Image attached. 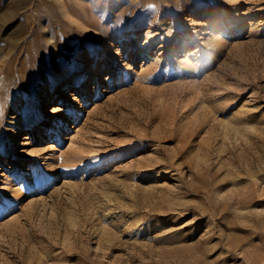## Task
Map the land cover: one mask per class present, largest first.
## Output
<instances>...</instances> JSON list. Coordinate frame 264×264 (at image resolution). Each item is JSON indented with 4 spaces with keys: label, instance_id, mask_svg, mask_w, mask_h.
Listing matches in <instances>:
<instances>
[{
    "label": "rangeland",
    "instance_id": "374dc122",
    "mask_svg": "<svg viewBox=\"0 0 264 264\" xmlns=\"http://www.w3.org/2000/svg\"><path fill=\"white\" fill-rule=\"evenodd\" d=\"M0 264H264V0H0Z\"/></svg>",
    "mask_w": 264,
    "mask_h": 264
},
{
    "label": "bare ground",
    "instance_id": "6f19581e",
    "mask_svg": "<svg viewBox=\"0 0 264 264\" xmlns=\"http://www.w3.org/2000/svg\"><path fill=\"white\" fill-rule=\"evenodd\" d=\"M239 123H240V121H239ZM240 124H241V123H240ZM240 124H239V125H240ZM245 124H246V123H245ZM245 124L242 123L241 125H245ZM250 127H252V126H250ZM235 129H236V128H235ZM237 129H239V128H237ZM237 129H236V130H237ZM237 131H238V130H237Z\"/></svg>",
    "mask_w": 264,
    "mask_h": 264
}]
</instances>
